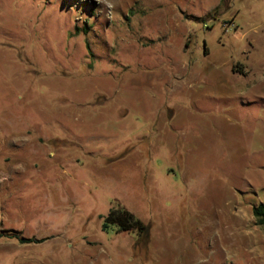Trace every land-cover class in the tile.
Returning a JSON list of instances; mask_svg holds the SVG:
<instances>
[{"label": "rangeland", "instance_id": "1", "mask_svg": "<svg viewBox=\"0 0 264 264\" xmlns=\"http://www.w3.org/2000/svg\"><path fill=\"white\" fill-rule=\"evenodd\" d=\"M260 202L264 0H0V264H264Z\"/></svg>", "mask_w": 264, "mask_h": 264}, {"label": "trees", "instance_id": "2", "mask_svg": "<svg viewBox=\"0 0 264 264\" xmlns=\"http://www.w3.org/2000/svg\"><path fill=\"white\" fill-rule=\"evenodd\" d=\"M238 71L244 73L241 69ZM253 214L256 218V224L264 225V202L253 206ZM101 217L103 218L102 228L105 231L115 229L117 232H135L139 236H147L149 233V225L124 206L118 205L112 208L108 214L101 215ZM12 236L23 243H37L45 240V238L20 237L18 233H13Z\"/></svg>", "mask_w": 264, "mask_h": 264}, {"label": "crops", "instance_id": "3", "mask_svg": "<svg viewBox=\"0 0 264 264\" xmlns=\"http://www.w3.org/2000/svg\"><path fill=\"white\" fill-rule=\"evenodd\" d=\"M254 215V214H253ZM255 218V216H254ZM256 222V218H255ZM243 243L246 245L248 250H260L259 254V262L264 263V226L256 225L252 228H247L243 233ZM253 255L252 257H254ZM251 257V259H252Z\"/></svg>", "mask_w": 264, "mask_h": 264}]
</instances>
